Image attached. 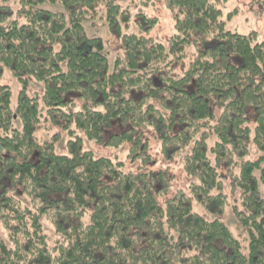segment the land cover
I'll use <instances>...</instances> for the list:
<instances>
[{"label": "trees", "instance_id": "16d2710c", "mask_svg": "<svg viewBox=\"0 0 264 264\" xmlns=\"http://www.w3.org/2000/svg\"><path fill=\"white\" fill-rule=\"evenodd\" d=\"M154 1L0 0V79L20 86L12 107L0 84V264H264V155L244 160L251 146L264 153V41L225 31L209 0H163L173 33L156 41ZM98 19L121 47L112 66L85 34ZM30 80L42 91L28 95ZM43 123L56 129L38 139ZM145 132L164 170L146 168ZM84 139L125 148L137 170ZM177 161L189 184L168 198ZM228 207L244 243L221 219Z\"/></svg>", "mask_w": 264, "mask_h": 264}, {"label": "rangeland", "instance_id": "374dc122", "mask_svg": "<svg viewBox=\"0 0 264 264\" xmlns=\"http://www.w3.org/2000/svg\"><path fill=\"white\" fill-rule=\"evenodd\" d=\"M212 2L219 10H221V21L225 24V31L231 33H238L240 35H248L252 32L256 34L258 41H264V0H209ZM1 3V2H0ZM119 4L124 2L118 1ZM12 6V3L10 4ZM45 9H48L51 12H60L64 13L65 10L61 5H49L44 6ZM146 12L150 15L157 16L160 20L158 26L153 30L151 36L155 38L156 41L165 42L173 33V20L170 12L164 7L163 0H155L154 5L151 8H147ZM100 18V16L98 17ZM85 34L88 38H101L105 43V50L108 54V60L110 66H112L115 58L122 57L121 47L118 40L109 35L108 28L104 25V22L100 19L96 20L94 24L92 22L84 23ZM205 48V46H200L197 49ZM196 48H191L189 52H194ZM185 65L180 66V70L184 69ZM0 84H3L10 88L11 91V106L15 107L17 102L18 93L20 91V86L18 82L11 76L9 71L4 70ZM42 91V85L35 83L33 80H30L28 87V95L32 96L35 93ZM56 127L50 125L49 123H43L41 128L37 129L36 137L38 139H44L45 137H50ZM121 128L114 124L110 129L105 132L106 136H109L114 133H119ZM62 134V132H61ZM145 137L150 142V154L154 160L152 165L147 166L146 168L150 171L157 172L159 170H164L166 168L167 162L161 159L157 152V143L156 140L152 137L149 132H145ZM65 142L66 136L62 134V140L56 146V153L64 154L65 153ZM83 149L91 151L95 156L103 155L112 159H115L116 156L119 161H122L125 165V168L130 171H136L137 165L131 164L130 161L125 160V148L120 150H108L103 146H98L93 142H89L84 139ZM264 155V153L255 147L251 146L249 154L244 158V160H255L257 157ZM169 176L171 179L172 190L167 195L168 198H172L175 191L178 189H186L188 187L189 181L182 173V170L179 167L178 161L172 162L169 167ZM230 178L226 179L227 184L225 187L226 192H228V184L230 183ZM261 197L264 200V186L260 185ZM17 196L21 199L24 204H28L27 200L21 196L19 191ZM238 198V194H232V201ZM165 198H157L159 204H162ZM193 211L199 213L211 219L212 216L208 215L207 212L197 203L192 202ZM222 221L228 226L233 236L243 242V235L241 234L240 227L236 220L233 217L231 209L226 208L224 214L221 216ZM44 225L45 234L48 236V240L53 242L55 240L53 236V230L51 226L42 219ZM0 236L6 239L5 231L0 226Z\"/></svg>", "mask_w": 264, "mask_h": 264}]
</instances>
